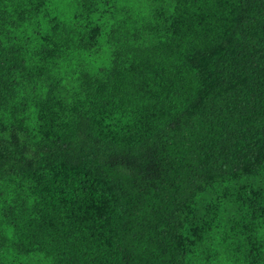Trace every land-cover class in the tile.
<instances>
[{"label":"trees","instance_id":"trees-1","mask_svg":"<svg viewBox=\"0 0 264 264\" xmlns=\"http://www.w3.org/2000/svg\"><path fill=\"white\" fill-rule=\"evenodd\" d=\"M0 264H264V0H0Z\"/></svg>","mask_w":264,"mask_h":264},{"label":"rangeland","instance_id":"rangeland-1","mask_svg":"<svg viewBox=\"0 0 264 264\" xmlns=\"http://www.w3.org/2000/svg\"><path fill=\"white\" fill-rule=\"evenodd\" d=\"M92 150L86 148V150L83 151V153H91ZM91 154H94V153H91ZM96 158H98L97 155H95Z\"/></svg>","mask_w":264,"mask_h":264}]
</instances>
